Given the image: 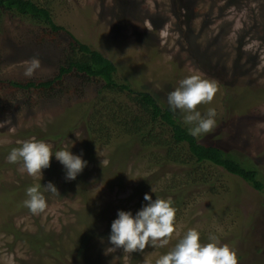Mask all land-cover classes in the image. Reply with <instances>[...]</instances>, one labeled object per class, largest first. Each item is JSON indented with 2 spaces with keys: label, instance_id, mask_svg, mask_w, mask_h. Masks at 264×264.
I'll list each match as a JSON object with an SVG mask.
<instances>
[{
  "label": "rangeland",
  "instance_id": "374dc122",
  "mask_svg": "<svg viewBox=\"0 0 264 264\" xmlns=\"http://www.w3.org/2000/svg\"><path fill=\"white\" fill-rule=\"evenodd\" d=\"M35 1L50 8L69 33L111 59L117 81L148 91L164 106L181 79L197 74L214 81L213 101L197 107L202 114L214 108L216 126L198 140L254 166L264 183V0ZM69 40L67 32H45L26 16L0 12V264H156L189 229L199 231L201 243L209 242V233L217 235L238 264H264V189L255 191L220 167L204 166L199 172L208 174L209 184L188 182L182 204H176L168 190L182 185L185 168L166 163L164 146L143 148L139 139L119 133L108 142L95 137V128L105 129V116L98 115L141 113L126 92L76 73L64 75L51 89L9 85L53 77L70 56ZM33 57L41 67L26 78L25 62ZM174 114L181 117L179 110ZM152 128L157 138L168 137L166 125ZM32 139L46 142L53 153L71 149L87 166L67 181L53 157L42 177L29 176L21 163H8L6 157ZM48 182L58 193H45V211L33 215L22 203L25 189ZM145 193L176 204L169 244L110 251L117 211L135 214L147 203ZM37 233L46 241L38 243Z\"/></svg>",
  "mask_w": 264,
  "mask_h": 264
},
{
  "label": "clouds",
  "instance_id": "9594fccd",
  "mask_svg": "<svg viewBox=\"0 0 264 264\" xmlns=\"http://www.w3.org/2000/svg\"><path fill=\"white\" fill-rule=\"evenodd\" d=\"M41 67L38 58L25 62L23 75L31 78ZM217 92L214 81L192 74L179 81L178 87L167 95L168 110H179L181 122L188 134L198 139L209 134L216 126V110L208 108L203 114L198 105L210 104ZM63 166L65 179L72 181L82 173L87 161L82 155L73 154L71 149H60L53 153L51 146L35 139L24 141L11 149L6 157L8 163L22 164V170L29 176L42 177V170L50 167L52 158ZM151 192L154 193L151 187ZM45 193L57 194L58 189L48 182L42 186L34 184L25 189L26 199L23 206L33 215L43 213L47 207ZM147 203L133 214L131 211L118 210L110 226L108 243L110 251L123 249L128 252H142L146 247H164L174 233L176 209L170 199L156 197L149 193L143 197ZM208 243H201L198 230L189 229L178 242L156 264H238L235 252L228 245H221L217 235L208 234Z\"/></svg>",
  "mask_w": 264,
  "mask_h": 264
},
{
  "label": "trees",
  "instance_id": "16d2710c",
  "mask_svg": "<svg viewBox=\"0 0 264 264\" xmlns=\"http://www.w3.org/2000/svg\"><path fill=\"white\" fill-rule=\"evenodd\" d=\"M174 4H179L178 0H174ZM49 9L35 0H0V12H17L28 17L31 22L40 24L45 32L54 34L67 32L70 38L68 41L70 56L58 66V71L53 77L41 81L31 79L8 81L9 85L23 89H51L53 84L60 81L64 75L76 73L103 80V87H108L110 90L126 92L130 100L137 105V111L140 110L141 113H136L137 117L132 118L128 117L129 115L122 116L120 113L98 115V119L105 116L102 124L105 129L99 125V128L93 130L94 135L98 140L108 142L111 140L113 133L126 134L130 139H139L143 148L164 146L169 151L166 163L180 165L183 169L185 168L186 176L182 185L174 189L170 187L171 189L168 190L176 204H182L183 191L188 188L186 187L188 182L201 180L205 184H209L208 174L199 172V168L204 166L220 167L225 172L245 180L255 191L260 192L264 189L263 180L254 166L245 167L242 160L237 159L222 148L191 137L182 124L181 117L169 111L167 106L157 102L151 93L134 89L128 81H117L115 78L117 68L112 60L88 44L81 42L62 25L56 23ZM176 13L180 17L179 12ZM142 118H146L147 121ZM141 123L143 125H139ZM153 123L166 125L168 137L164 139L162 137L157 138L152 128ZM149 124H151L150 128ZM88 133H92V130H89ZM119 149L120 147H118ZM210 188H213V185L210 184ZM176 204L172 206L175 207ZM42 236L37 233L35 238L40 244L41 241L47 239V237Z\"/></svg>",
  "mask_w": 264,
  "mask_h": 264
}]
</instances>
